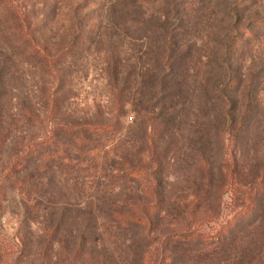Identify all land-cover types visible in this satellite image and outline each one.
<instances>
[{
	"label": "rangeland",
	"instance_id": "rangeland-1",
	"mask_svg": "<svg viewBox=\"0 0 264 264\" xmlns=\"http://www.w3.org/2000/svg\"><path fill=\"white\" fill-rule=\"evenodd\" d=\"M0 264H264V0H0Z\"/></svg>",
	"mask_w": 264,
	"mask_h": 264
},
{
	"label": "trees",
	"instance_id": "trees-1",
	"mask_svg": "<svg viewBox=\"0 0 264 264\" xmlns=\"http://www.w3.org/2000/svg\"><path fill=\"white\" fill-rule=\"evenodd\" d=\"M113 131L110 124H82L77 128L64 127L62 125L54 126L51 131L40 140H36L27 145L24 158H47L64 155L67 147V138H71L74 144L81 149L90 142V137L104 135ZM60 135L62 138L60 139ZM128 176H140V170L128 166L126 170ZM140 213V211H139ZM114 217L120 223L131 221L133 223L145 222L143 216L133 214L115 213ZM192 231H179L174 237L178 240H185L191 237Z\"/></svg>",
	"mask_w": 264,
	"mask_h": 264
}]
</instances>
